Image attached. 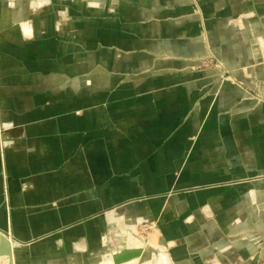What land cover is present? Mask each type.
Segmentation results:
<instances>
[{
  "label": "crops",
  "instance_id": "0c3cea01",
  "mask_svg": "<svg viewBox=\"0 0 264 264\" xmlns=\"http://www.w3.org/2000/svg\"><path fill=\"white\" fill-rule=\"evenodd\" d=\"M0 231L16 264H264V0H0Z\"/></svg>",
  "mask_w": 264,
  "mask_h": 264
},
{
  "label": "water",
  "instance_id": "95a60500",
  "mask_svg": "<svg viewBox=\"0 0 264 264\" xmlns=\"http://www.w3.org/2000/svg\"><path fill=\"white\" fill-rule=\"evenodd\" d=\"M119 240L120 245L117 247H110L109 251L106 253L110 255L112 264H125L131 261H135L133 262V264H135L137 259L142 256L144 248L127 246L125 243L126 237ZM0 256H8L9 264L13 263V248L10 240L7 238V233L4 231H0ZM100 262L101 261L98 263Z\"/></svg>",
  "mask_w": 264,
  "mask_h": 264
},
{
  "label": "rangeland",
  "instance_id": "374dc122",
  "mask_svg": "<svg viewBox=\"0 0 264 264\" xmlns=\"http://www.w3.org/2000/svg\"><path fill=\"white\" fill-rule=\"evenodd\" d=\"M210 59V58H209ZM215 64H216V62L215 61H213V60H209V62L205 65V66H210V65H212L213 67H216L215 66ZM202 65H204L203 63H202ZM227 76H229L228 74L227 75H225V78H227ZM230 77V76H229ZM256 201H258V200H256V198H254V196L252 195L251 196V198H250V202H253V203H255ZM242 203V202H241ZM244 204L246 203V202H243ZM246 206H247V204H246ZM112 235V234H111ZM109 237H110V235H109ZM9 240H10V242L11 243H16V242H14L13 240H11L10 239V237L8 238ZM119 242V239L118 238H115V237H112L111 236V238L107 241V242H105V246L104 247H101L100 248V251H101V253L97 256V258H96V260H97V262L99 261V259L101 260L102 258H104V255H105V253L103 252V248L106 250L107 248H110V247H116L117 246V244L116 243H118ZM134 242H138L137 240L136 241H134ZM140 242V241H139ZM11 246H12V248H13V263L12 264H16L15 263V249H17L18 248V246L19 245H17V244H11ZM14 246V247H13ZM104 250V251H105ZM25 251H27L26 253L28 254V250L26 249ZM0 260H4L5 262H3V261H0V264H6V262L9 264V258H8V256H1L0 257ZM28 260H26L25 262H22V263H19V264H34V263H28L27 262ZM47 262V261H46ZM96 262V263H97ZM36 264H39V263H36ZM47 264H56V263H54V262H48ZM59 264V263H58Z\"/></svg>",
  "mask_w": 264,
  "mask_h": 264
},
{
  "label": "bare ground",
  "instance_id": "6f19581e",
  "mask_svg": "<svg viewBox=\"0 0 264 264\" xmlns=\"http://www.w3.org/2000/svg\"><path fill=\"white\" fill-rule=\"evenodd\" d=\"M139 242H133V243H127L128 245H133V246H139V247H142V248H144L143 247V243L142 242H140L139 244H138ZM11 244H16V243H11ZM14 247V246H13ZM1 257V256H0ZM158 260H160V259H158ZM101 262L100 263H98V264H112V261H111V257H110V255L109 254H105L104 255V258H102L101 260H100ZM133 262H135V261H131L130 263H127V264H133ZM160 262H161V260H160ZM155 263L156 264H158L157 262H156V260H155ZM162 263V262H161ZM160 263V264H161Z\"/></svg>",
  "mask_w": 264,
  "mask_h": 264
},
{
  "label": "built area",
  "instance_id": "2783aa9c",
  "mask_svg": "<svg viewBox=\"0 0 264 264\" xmlns=\"http://www.w3.org/2000/svg\"><path fill=\"white\" fill-rule=\"evenodd\" d=\"M209 60H211V59H207V60H204L202 63L204 64V65H206L208 62H209ZM215 66L216 67H222V65H221V63L220 62H218V61H216V64H215ZM226 72H223L222 74H221V78L222 79H230V77L229 76H227V78H225V75H227V73L225 74ZM0 261H3V262H5L4 260H0ZM6 264H8L7 262H6Z\"/></svg>",
  "mask_w": 264,
  "mask_h": 264
}]
</instances>
